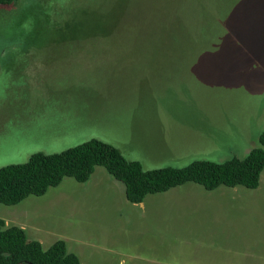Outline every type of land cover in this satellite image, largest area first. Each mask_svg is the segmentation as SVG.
<instances>
[{"label": "rangeland", "instance_id": "rangeland-1", "mask_svg": "<svg viewBox=\"0 0 264 264\" xmlns=\"http://www.w3.org/2000/svg\"><path fill=\"white\" fill-rule=\"evenodd\" d=\"M263 131L264 0L0 5V168L92 138L145 169L223 162ZM65 183L74 207L54 188L30 199L87 264H264V170L257 188L187 182L144 206L102 166L90 184ZM24 206L1 205L0 218L15 224Z\"/></svg>", "mask_w": 264, "mask_h": 264}, {"label": "trees", "instance_id": "trees-1", "mask_svg": "<svg viewBox=\"0 0 264 264\" xmlns=\"http://www.w3.org/2000/svg\"><path fill=\"white\" fill-rule=\"evenodd\" d=\"M16 0H0V5ZM261 146L247 156H234L218 162L195 160L187 166H166L145 169L140 161L128 159L114 144L92 138L61 152H35L22 163L0 168V206L16 205L27 197L41 196L58 186L66 177L87 182L97 166L104 167L125 185L130 202L141 203L149 194L166 192L187 182H195L207 190L221 185L257 188L264 170V131ZM83 264L69 252L64 239L50 247L29 240L24 228L7 224L0 218V264Z\"/></svg>", "mask_w": 264, "mask_h": 264}, {"label": "crops", "instance_id": "crops-1", "mask_svg": "<svg viewBox=\"0 0 264 264\" xmlns=\"http://www.w3.org/2000/svg\"><path fill=\"white\" fill-rule=\"evenodd\" d=\"M94 173H95V171L93 172L92 176L90 177V179L87 182L81 183V182H78L77 180L76 181L80 184H90L91 181L93 180ZM66 178H69V177H66ZM66 178H65V180H66ZM65 180H63L58 186L52 187V189L54 188V189L58 190L57 192L50 193V191H49L51 189L50 188L45 194H43L41 196H36V197L37 198H44L45 196H47L48 193H50L49 196L54 197V199H55L54 203H56V204L61 203L63 200H65V203L67 205L74 207L73 203L76 201L71 199V197L74 195H72L71 192L68 194L63 193V191L61 189L66 184ZM71 186H72V183H67V187H71ZM166 192H169V190ZM166 192H162V193H166ZM156 194H160V193H156ZM31 196H34V195H31ZM125 196H126V194H125ZM147 196H149V195H147ZM180 196L183 197V194L179 195V198H180ZM126 198H127V196H126ZM22 202H25V204H26V206H24L23 209H21V216L20 217H22V218L20 220H11L13 223L24 228L26 233H27L28 229H31V230H37V231H46L47 233H51V234L56 235V237H61V238H57V240L64 239L66 241V246H67L68 251L78 255V257L81 260L80 255L77 252L70 250V248H69V242L72 241L74 239V237L70 234H66L64 232V230H56V232H55V229L47 228V225L45 224V222L43 220H41L40 214L38 213V210H37V208H38L37 207L38 206L37 205V202H38L37 199H30V196H29L26 199H24ZM22 202H20V204ZM143 202H145V199L143 200ZM143 202H141V203L144 206ZM131 203H133V202H131ZM133 204H138V203H133ZM72 213H73V210H71V214ZM5 221L7 224H9V222H10L8 220H5ZM41 222L44 223L45 228L41 225ZM55 223H58V220H55ZM29 240H37V241L41 242L42 244H44V240L42 238H38V239L30 238ZM81 262L83 264H87L83 260H81Z\"/></svg>", "mask_w": 264, "mask_h": 264}, {"label": "water", "instance_id": "water-1", "mask_svg": "<svg viewBox=\"0 0 264 264\" xmlns=\"http://www.w3.org/2000/svg\"><path fill=\"white\" fill-rule=\"evenodd\" d=\"M28 264H34V263H32V262H28Z\"/></svg>", "mask_w": 264, "mask_h": 264}]
</instances>
